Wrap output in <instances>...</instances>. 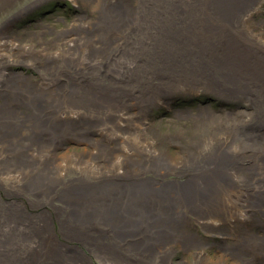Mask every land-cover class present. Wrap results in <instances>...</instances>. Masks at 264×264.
<instances>
[{
	"label": "bare ground",
	"instance_id": "1",
	"mask_svg": "<svg viewBox=\"0 0 264 264\" xmlns=\"http://www.w3.org/2000/svg\"><path fill=\"white\" fill-rule=\"evenodd\" d=\"M259 2L137 0L133 7L109 0L113 8L99 39L88 35L70 43L47 65L40 90L10 86L17 91L0 106V264H94L92 256L99 264H174L166 258L168 243L183 237L182 246L189 247L196 240L179 225L190 221L187 212L202 227L220 229L232 218L245 227L255 214L264 225V170L246 155L254 150L264 159V149L241 137L244 125L264 123V37L248 24ZM61 76L86 81L53 87ZM105 78L140 89V114L125 110ZM178 89L247 98L255 112L238 120L227 114L230 140L215 125L174 160L146 135L144 108ZM20 105L28 107L26 116L17 114ZM194 116L217 123L220 115L205 108ZM51 118L70 122L72 135L96 131L104 140L88 138L96 147L87 158L58 161L54 147L65 132L50 131L45 122ZM17 122L27 126L18 129ZM115 184L129 195H116ZM136 199L139 210L129 205ZM122 218L141 224L140 230ZM260 238L250 245L254 253L264 233Z\"/></svg>",
	"mask_w": 264,
	"mask_h": 264
},
{
	"label": "rangeland",
	"instance_id": "2",
	"mask_svg": "<svg viewBox=\"0 0 264 264\" xmlns=\"http://www.w3.org/2000/svg\"><path fill=\"white\" fill-rule=\"evenodd\" d=\"M128 3L135 7L137 0H128ZM106 4H109V0H0V42L5 43V45L0 44V61L2 62L0 65V106H5L10 102L6 100L13 98L14 92L17 91L10 87L12 84H17L24 92L33 91L34 88L40 90L38 84L47 81L44 78L47 65L54 64L56 60L60 59V55H57L61 54L63 50L69 51L70 43L76 38L90 35L95 40L99 39L101 30L99 26L105 21V15H108L107 13L113 8H108ZM248 24L256 33L264 37V0H260L256 10L250 13ZM7 60L9 62L4 64ZM57 80L60 81V85L53 80V87L68 88L70 84L80 85L86 81L82 76L74 78L61 76ZM105 80L116 86L113 89V94H116L121 100V105H125V110H129L131 114H140L136 104L143 103L141 100L144 98L139 88L129 84L128 81L117 84L112 78H105ZM162 99V102H156L154 105L151 104L144 108L149 122L146 135L150 136L151 140H154L153 137H155L161 151L169 154L174 160L181 159L196 140L206 139L208 134L212 133L215 125L218 127L216 129L221 131L220 133H224L230 140L229 136L233 129L232 126L229 127L231 120L228 119L227 114H231L238 120L245 114L249 115L255 112L254 105L247 98L218 95L213 91L182 92L178 89ZM27 108L24 105L16 107L17 114L26 116ZM205 108L210 110V114L215 112L220 115L217 123L213 122L211 116L206 119L201 116L204 122L194 116L203 112ZM45 125L50 131L55 132V135L61 130L65 132L60 133L63 136L56 140L54 147L53 157L58 161L71 159L72 155H77L82 159L87 158L96 147L95 143L88 141V138L93 137L94 139L90 140L96 143L104 140L102 134L100 135L96 131L88 137L84 134L82 136L70 134L72 124L64 119L51 118L45 122ZM207 125L209 129L205 131ZM23 126L27 125L23 122L16 123L18 129H22ZM81 128L89 131L92 126L88 128V126L81 125ZM243 129H245V133L241 134L242 138L249 142H256L264 149V135L262 137L255 136L257 132L264 133L263 122L246 124ZM10 130L11 127L9 130L5 129L6 132ZM112 142L110 144L114 145ZM246 155L250 162H255L260 169L264 170V159H261L254 150H248ZM117 182L123 185L126 180L118 179ZM115 185L113 192L116 195L123 193L129 195L128 190L121 189L120 185ZM136 203H138L137 199L133 202L130 201L129 205L135 209L137 207L136 210H139ZM228 213L231 215L230 212ZM138 215L144 216V212L138 213ZM186 216L191 218L190 221L186 220L179 225L182 229H189L196 240L189 247L182 246L180 240L183 237L168 243V249L165 248L168 252L167 260H171L174 264L200 262L202 264H264V245L258 253H254L250 246L261 241L260 236L264 233V225L256 222L258 221L256 214L245 219L246 228L242 222L232 218L221 222L220 229L218 225L212 228V223L202 227L195 221L194 215L189 212L186 213ZM122 221L127 224L126 227L135 229L134 231L140 230L141 224L135 225L125 218H122ZM119 227L124 228L122 223ZM232 229L239 233L234 234ZM248 229H252V231H248ZM245 233L247 235L244 236ZM139 237L140 240H143V236ZM139 237L137 236L136 239ZM243 243H247L248 246ZM227 244H231L229 249ZM90 260L94 264H99L93 256Z\"/></svg>",
	"mask_w": 264,
	"mask_h": 264
}]
</instances>
